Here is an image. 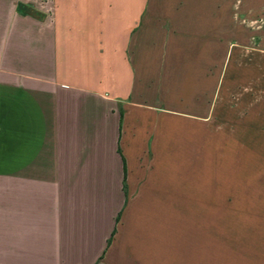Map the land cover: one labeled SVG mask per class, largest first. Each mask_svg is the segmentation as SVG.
Returning <instances> with one entry per match:
<instances>
[{"label":"crops","instance_id":"crops-1","mask_svg":"<svg viewBox=\"0 0 264 264\" xmlns=\"http://www.w3.org/2000/svg\"><path fill=\"white\" fill-rule=\"evenodd\" d=\"M263 58L264 0H0V264H264Z\"/></svg>","mask_w":264,"mask_h":264},{"label":"rangeland","instance_id":"rangeland-1","mask_svg":"<svg viewBox=\"0 0 264 264\" xmlns=\"http://www.w3.org/2000/svg\"><path fill=\"white\" fill-rule=\"evenodd\" d=\"M263 60H264V58H263ZM257 74H255V76H256ZM259 77H260V75H259Z\"/></svg>","mask_w":264,"mask_h":264}]
</instances>
